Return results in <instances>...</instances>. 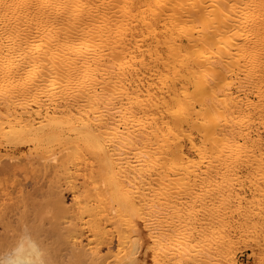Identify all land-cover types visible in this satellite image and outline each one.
<instances>
[{"label":"bare ground","instance_id":"obj_1","mask_svg":"<svg viewBox=\"0 0 264 264\" xmlns=\"http://www.w3.org/2000/svg\"><path fill=\"white\" fill-rule=\"evenodd\" d=\"M218 12L221 18H219ZM206 14L208 15L206 16ZM211 14L214 17H211ZM209 15L213 21H209ZM205 16L208 18V24L206 23V25L210 26L209 22H214L215 25L220 22V25L227 26V28H221V30L225 29L228 33L230 30L229 34L231 36L228 34L229 38L225 35L226 33L223 35L225 40L226 37L228 38L226 41L220 37L223 39L222 42L224 41L223 44L226 43L228 48L219 46L221 49L224 47L223 53H229V49L231 50L233 47L240 50V48L242 49L247 45L248 49V45L253 43L250 36L251 32H253V36L255 31L260 30L259 25L260 27L262 25L260 18L264 17V0H0V138H4L0 139V146L6 148L3 154L0 153V250L10 247L21 226L29 224L33 227L36 238L49 248L52 264H54V261L59 262L55 264H135L138 261L140 250L144 246L145 237L142 230L146 229L154 232L152 226L154 224H151L152 221L149 219L151 215L148 213L151 207L147 203L149 198L147 193L154 187L150 186L147 174L150 175L154 171L159 176H155V181L158 179L157 181L160 183V174L165 173L160 168L163 166L164 161L174 158L171 160L173 162L183 155L184 147L179 140V132L183 128L182 119L201 132L204 136L203 139L205 138L203 142L209 140L214 144L213 140H216L215 144L218 147L216 148L217 152H215L217 154L212 155L217 156L213 158L217 157L218 159V152H223V148H227L228 144L230 146L232 144V142L227 143L229 139L227 135L230 136V134L223 133L226 128L218 122L222 118L225 122L229 121L224 118L222 109L219 110L216 107L218 106L216 102L220 103V98L227 100L229 97L231 99V96L227 95L228 97L223 98L224 94L223 96L219 95V100L214 97L218 94L215 93L216 95L213 96L214 93L212 92L214 90H210L213 86L209 83H214L216 80L217 83L220 81V77L216 74L220 70L217 69V72H213V68L206 69L204 66L209 61L206 60V62L205 59H208L211 55L209 52L211 50L205 46L208 45L210 48V43L211 46L213 42L215 43L217 39L213 37H215V31L218 29L211 26L213 30L207 32L209 28L207 26V29L204 27L207 31L201 34L205 29L203 27H201L202 29L198 28L197 22L200 19L206 20ZM216 18H219L220 21ZM234 28H237V30H234L236 33L234 31L231 33ZM246 29L250 30L249 34H246L248 32ZM200 30L202 31L200 32ZM238 30L243 31L238 33ZM199 35L200 37L203 35L202 38ZM221 39L217 41L221 42ZM199 45L209 51L204 49L206 54L203 53L204 51L201 52L203 49ZM217 45L215 43V48H218ZM238 46L240 47L238 48ZM244 52L238 53H240L239 55L242 54L241 57H243L247 54H244ZM214 53L216 52L214 51ZM225 54L223 57H228ZM236 54L235 56H237ZM239 59L241 60V58ZM239 59L235 58L234 62L236 63V60L239 62ZM230 60H227V63L233 61ZM258 62H261V60ZM199 63L202 65L199 72L192 71L193 68L200 66ZM196 64L197 66L192 67ZM224 64L227 65L225 62ZM230 64L225 68L233 66L232 64L230 66ZM215 65L213 66L216 67ZM183 66L184 68L190 66L189 70L185 69L189 72L187 74L190 75L192 71L194 77L195 74L196 78L198 77L197 80H193L194 83L192 82L194 84V90H192L194 94L190 90L191 95L189 92H187L189 95H185L186 92L183 90L182 92L178 91L179 82L184 75L177 71ZM209 67L211 66L208 65L207 68ZM201 68L206 70L204 73H210L213 76L210 77L211 82L206 81L203 71L200 72ZM236 68L239 70L238 66ZM165 70L173 72V75L166 77L167 73H165L164 77L163 73L164 78L162 80L169 78V81L164 80L163 83H160L161 78L158 75L160 84L154 88L155 93H152L153 84L151 82L149 84L148 82L145 83V80V82L141 81L143 75L148 72L149 74H156L157 71L161 73ZM244 71L246 72V70ZM207 75L209 76V74ZM149 76H152V74ZM190 76L192 77V75ZM186 77L189 78V76ZM256 77L255 79H257ZM221 78H223L222 84L223 82L224 84L227 83L224 87L228 88L235 81L229 79L231 84H228L230 81L224 80L225 77ZM202 80L204 83H202ZM221 82L218 85L215 83V85L221 87ZM203 84L207 86L205 87ZM180 85L183 86L181 88H185L183 83ZM196 88L198 90L201 88V95L199 91L196 92ZM243 88L245 86L241 90ZM234 95H232V98ZM196 96L200 98L198 99ZM237 100L235 99V101ZM171 103H175L177 108L175 105V108H172ZM234 103L236 104V102ZM196 104L197 106L198 104L201 105L200 108L203 109L206 107V111L204 109L205 112H200L201 109L198 110L197 108L193 112L191 108H194ZM225 104L224 106H226ZM232 104L229 105L232 106ZM210 105H214L217 112L213 107L212 110L215 112L212 111L211 114L207 110ZM188 107L191 108L187 111V115H183ZM233 107H228V109H233ZM193 113L197 114L196 119L198 116L200 122L197 123L195 122L196 119H192ZM241 136L243 135H238V138H241ZM233 139L230 137L228 142ZM239 139H236V143ZM236 143H233L234 146L241 147L239 143L237 145ZM201 144L205 143L201 142ZM207 144H209V148L211 144ZM191 145H193L190 148L191 150H197V152L200 150V146ZM25 146H29L27 152H30V154L32 152L33 156L26 152L28 154L26 156L30 155L31 157L27 158L25 156L28 161L23 157L27 162L16 161L17 152L19 153ZM212 147L210 146V149ZM226 148V151L229 150ZM237 149L236 151H239ZM232 150L234 151V147ZM222 154L225 155L224 153L220 155ZM3 155L6 156L5 159H2ZM186 155L189 154L186 153ZM226 155H229V153ZM189 158L185 160L186 164L190 162L192 165L189 163V168L193 170L191 172H195L192 166L194 167L198 163L195 162V165L193 159L190 160ZM187 160L190 161L187 162ZM168 163L169 161H167V165H175L179 169V172L174 173H180L181 170L184 173L190 172V170H186L187 165L185 163V167H183L184 165L179 166L180 162H177V160L176 164L174 162ZM201 163L199 162V165ZM167 165L165 166L167 167ZM172 169L170 168L171 172ZM206 169L201 170V172L204 173ZM160 170H162L161 173ZM166 170H169V166ZM166 170L164 168V171ZM206 172L208 173V171ZM196 173L198 172L196 171ZM175 175L173 176L175 177ZM192 175L196 176L195 173ZM186 176L187 174H185V178H187ZM165 177L166 180L169 179V182L173 181L172 177L170 181L167 173L162 177V180ZM178 177L180 180L184 178H181L180 175ZM175 179H177V176ZM175 179L171 183H175ZM162 180L160 184L157 183L158 188L163 189L160 190V195L162 193L166 194L165 188H170V185L163 186L164 180L163 182ZM169 182H165V184ZM180 182L178 181V184ZM182 182H184V179ZM215 184L217 185V183ZM184 185L183 187L186 188L187 193L190 194L191 191L194 194L193 187L187 188L190 184L186 186V183H184ZM178 186V190H184ZM148 189L149 191H147ZM217 189H220L219 186ZM167 190L168 193L170 190ZM173 190V194L178 191ZM65 193H69L71 196L69 203L65 199ZM177 197L179 196L175 195V200H177ZM196 197L199 196L196 194ZM179 199L181 198L179 197ZM149 200L153 203L152 199ZM227 200L225 201L227 202ZM185 201L184 199L183 202ZM154 207L152 206V208ZM166 207L168 206L166 205L164 208ZM175 210H177L176 207ZM187 210H185L186 214ZM155 213L157 214L159 211ZM139 217L143 220V229L138 226ZM189 217L191 216L189 215ZM219 220L220 226L224 229L228 222L222 218ZM187 221H189V218H187ZM166 222L163 223L167 226L168 222ZM177 225L174 224L173 226ZM179 225L181 226L177 227L182 228V224ZM183 226H185L184 223ZM177 227L174 229H177ZM199 229L202 231L201 228ZM171 230L173 232V229ZM216 230L213 227V231ZM163 232H166L165 229ZM189 235L184 237L181 235L182 239L177 244L180 246L179 254H182V257L185 256L191 259L190 256L193 254L194 248L191 250L190 246L193 247L192 244L195 242L194 245L199 248L198 242L200 241L198 235L191 234L192 237ZM148 236L150 237V235ZM159 236L157 235V237ZM162 236L166 235L162 233ZM114 237L117 240L116 244L114 243L117 246L115 248L116 252L114 251V254L111 252L113 260L111 261L109 258L107 261ZM168 238H161L162 240L152 243L151 251L160 256L169 254L167 250L170 249L166 250V248H170L168 245L172 241H168ZM83 239L86 241L83 242ZM170 239L172 240V238ZM205 240L202 243L206 242V246L200 244L203 249L202 247L199 250L197 248V252H194L198 253V256H200L198 260L202 263H206L210 256L219 253L220 249L223 250L222 247L228 245L231 239L228 238L227 234L220 233L215 241ZM172 244L169 246L173 247ZM230 244L228 248L231 246ZM175 246L177 250V245ZM103 248L107 249L108 252L104 251L105 254H101ZM173 248L175 249V247ZM225 249H227V246ZM216 258L212 257V262ZM151 259L152 262L154 259H159V257ZM154 262L156 264L157 261ZM214 263L220 264L221 262ZM230 263L232 264V262Z\"/></svg>","mask_w":264,"mask_h":264},{"label":"rangeland","instance_id":"obj_2","mask_svg":"<svg viewBox=\"0 0 264 264\" xmlns=\"http://www.w3.org/2000/svg\"><path fill=\"white\" fill-rule=\"evenodd\" d=\"M206 4H207V2H206ZM221 13V12H220ZM223 13V12H222ZM221 13V14H222ZM225 13V12H224ZM212 14H214V13H212ZM211 14V17L213 16ZM208 14H206V16H207ZM218 15H219V18H221L220 17V14H219V12H218ZM205 16V17H206ZM217 16V15H216ZM202 17V16H201ZM209 17V21H213V19L211 20V17H210V15L208 16ZM214 17V16H213ZM217 19L216 18V20H219L220 21V19ZM224 18V17H223ZM264 17H262V18H260L261 19V27H260V25H259V28H260V30L258 31L257 30V32L255 31V33H254V35L253 36H255V37H253L252 36V34H253V32H251V34H250V36H251V38H252V42L253 43H250L249 45H248V49H247V45L246 46H244V48H242V49H244V50H242L241 48H240V50L238 49H235V47H233L231 50L229 49V53L228 52H226V54L225 53H223V49H224V47H226L227 48V46H226V43H225V45L223 44L224 43V41L222 42V40L224 39L225 40V36H223L225 33V35L229 38V33H230V30H229V33L228 32H226L225 31V29L224 30H221V28H227V26H225V25H220V22H217L218 23V25H217V23H216V25H215V23L214 22H209L211 25L210 26H208V25H206V23H207V20H208V18L206 17L205 19L206 20H202V19H198L199 21L197 22V25H198V28H201V27H203V29H207L208 27V31L205 29V31H203V33L201 32L202 30H200V32H201V34H204V32H210V30L212 29L211 28V26L213 27V26H215V27H213L214 29H217L215 32V34H214V36L215 37H213L214 39L216 38L217 40L218 39H221V38H223V39H221V42L220 41H215V43L216 44H218L217 45V47L218 48H215L216 46H214L215 45V43L213 42L212 43V46H211V43H210V48L208 47V45L207 46H205V47H207L208 49H210L211 51H209L208 49H205V47H202L201 45H199V46H201V48L203 49H201L202 51L201 52H203L204 51V49L205 50H208L210 53H211V55L209 56V58L211 59H205V61L206 60H209L208 61V63L206 64L205 62V64L207 65H204L205 67H206V69H210V68H213V72L215 71V72H217L218 70L217 69H219L220 71H219V73H216V74H218V77H220V81L218 82L219 84H220V82L222 81V79L223 78H221V77H225L224 78V80H227V81H230V83H228V84H231V80H235L231 85H229V88L228 87H224L225 86V84H227V83H225L224 84V82H223V84H222V82H221V87H218V86H216V85H218V83H217V80H216V82H212V83H209L211 86H213V88H211L210 90H214V92H212V93H214L213 94V96L214 95H216V94H218V96L220 95V96H223V94H224V96H223V98H226V97H228V96H231V99H233V100H231V99H227V100H222L221 98H220V96L218 97V96H214V97H217L218 98V100H219V98H220V103H217L216 102V105H218V106H216L217 108H219V110L220 109H222L221 111L223 112V114H224V118L226 119L227 118V121H229V122H225V120L223 121V118L222 119H219L218 120V122H219V124L221 125V123H222V125L221 126H223V127H225L226 128V130L223 132V133H225V132H227L228 134H230V136L229 135H227L228 136V140H230V137H231V139H239L238 138V135L240 136V134L241 135H243V136H241V138L239 139V141H238V143L241 145V147H238V149H237V147L236 146H234L235 144H233V143H236L237 142V140L235 141L234 139L232 140V141H229L228 142V140H227V143H231L232 142V144H231V146H230V144H228L227 145V148L229 149V150H231L230 152H229V150H225V148H223L224 150H223V152H221V153H224L225 155L223 156V154L222 155H220L221 153L220 152H218L219 154V157H221V156H223L222 158H219L218 157V159H217V157L216 158H213V157H215V156H217V155H215V156H213L212 154H217L216 152V148L218 147H216V144H215V142H216V140H213V142H214V144H215V146H214V144H212V142H209V140H206L205 142H203L204 141V139H203V135L201 134V132L200 131H198V129H196V128H194V127H192L191 125H189V124H187V122H185L184 121V119H182V123H183V128L180 130V132H179V140H180V143L182 144V146L184 147L183 148V155L182 156H184V157H182L181 156V158H179V157H177V158H179L180 160L182 159V161H180L179 159H175L173 162L175 163L176 162V160H177V162L179 161L180 162V164H179V166L180 165H184V163L186 164V159L187 158H189L190 160H192V161H194L193 163H198L197 165H196V163H195V165L196 166H192V168L194 169V171L195 172H191V171H193V170H190L191 168H189L190 167V165H192L189 161L190 160H187V162H189L190 163V165H189V163H187L186 165H187V168H189V169H187L186 168V170H190V172H186V173H184V172H181L182 170H181V168H180V173H178L179 171V169L177 168V166H175V165H167V161H169V163L168 164H171V163H173V162H171V160H173V159H171V160H166V162L164 161V163H165V165H167V167L169 166V170L167 171L166 169H167V167L164 165V163H163V166H161L160 168L161 169H163V172H165L164 174L166 175V173H167V175L170 177V181H171V177H172V180L173 181H171V182H174V179L176 178V176H177V179H179V175H180V177L182 178V177H184L183 179H184V182H182V180L183 179H179V180H177V179H175L176 181H175V183H171V182H169V179L167 178V180H166V177H165V179L163 178V180H164V185L163 186H165L166 185V187L168 186V185H170V188L168 187L167 189H169L170 191L168 192L169 193V195H168V193H167V189L165 188V191H166V194H164V193H162L161 195H160V190H163L162 188H158V184H160L161 183V180H162V177H164L165 175L163 174V173H161L162 172V170H160V177H161V179H160V183H159V181H155V176L156 177H159V176H157L156 174H155V172L153 173L152 172V174H147V178H148V180L150 181V186L151 187H154L155 188V190H156V193H155V190H154V188H151L150 190L151 191H149V189L147 190V191H149V193H147V197H149L148 199H147V203L148 204H150V206L149 207H151V209H152V211H151V209L149 208V214L151 215V217L149 216V219H151L150 221H152L151 222V224H154V225H152L153 227H154V232H150V231H147L146 229H143L142 227V221L143 220H141V217H139L140 218V220L138 219V226H139V228L140 229H143L142 230V232H143V235H144V246L141 248V250H140V253H139V257H138V261L136 262L137 264H155V262L154 261H157L156 262V264H198L199 262H200V260H198L199 258L198 257H200V256H198V253L196 254V253H194L195 251H196V249L198 248V247H196L197 245H194V243L192 244L193 245V247L192 246H190L191 247V250H193V248H194V251H192V253L193 254H191V259L190 258H186L185 256H183L182 257V254L180 255L179 254V252H180V249H179V242L181 241V239H182V236L184 237V236H186V235H188V234H190L189 236H191V234L192 235H198V240L200 241V242H198V245H199V248H201L202 247V249H203V246H201L200 244H203V245H205V243L206 242H204V243H202L205 239L206 240H216L217 239V237H218V235H220V233L222 234V233H224V234H227V236H228V238H230L231 240H230V247L228 248V246H229V244L228 245H226L227 246V249H225L226 248V246H224V248L222 247V249L223 250H221L220 249V251H219V253H217V254H214V256H210V261L208 260L206 263H202V262H200V264H215L214 262H217L218 261V263H219V261L222 263V264H231L230 262H232V264H264V19H263ZM259 19V20H260ZM263 19V20H262ZM206 21V22H205ZM205 22V23H204ZM223 22H224V20H223ZM199 23V24H198ZM202 23V24H201ZM242 23V22H241ZM208 24V23H207ZM221 24H222V22H221ZM239 24H240V22H239ZM206 25V26H205ZM208 26V27H207ZM205 27V28H204ZM217 27V28H216ZM220 28V29H219ZM202 29V28H201ZM228 29H230V28H228ZM228 29H227V31H228ZM244 29H245V27H244ZM262 29V30H261ZM213 30V29H212ZM211 30V31H212ZM234 30H237V28L235 29H232L231 30V33L234 31ZM218 31V32H217ZM221 31V32H220ZM240 31L242 32L243 30H238L237 32L238 33H240ZM246 31H248V32H246V34L248 33L249 34V32H250V30L249 29H246ZM224 32V33H223ZM235 32V31H234ZM212 33V32H211ZM214 33V32H213ZM236 33V32H235ZM257 33V34H256ZM206 34V33H205ZM229 34V35H228ZM218 35V36H217ZM203 36V35H202ZM202 36L200 37V35H199V37L200 38H202ZM231 36V35H230ZM233 36V35H232ZM218 37V38H217ZM221 37V38H220ZM226 37V40L228 39ZM256 39V40H255ZM225 40V41H226ZM263 40V41H262ZM200 41H201V39H200ZM256 41V42H255ZM222 43V44H221ZM220 44V45H219ZM254 44V45H253ZM205 45V44H204ZM203 45V46H204ZM214 46V47H213ZM219 46H224V47H222V49L219 47ZM213 47V48H212ZM240 46H238V48H239ZM243 47V46H242ZM225 48V51L228 49H226ZM251 48V49H250ZM219 51V50H221V51H217V50ZM260 49H262V50H260ZM246 50V52H244ZM198 51H200V50H198ZM214 51L216 52V53H214ZM262 51V52H261ZM200 52V53H201ZM206 51H204L203 53H205ZM221 52V53H220ZM238 52H244V54H246V56H243V57H241L242 56V54L241 55H239L240 53H238ZM249 52V53H248ZM202 53V54H203ZM219 53V54H218ZM222 53H223V55H222ZM227 53H228V55H227ZM237 53V54H236ZM201 54V55H202ZM206 54V53H205ZM208 54V53H207ZM215 54V55H214ZM224 54L226 55V56H228L229 57V59H228V57H223L224 56ZM234 56H233V55ZM235 54L237 55V56H235ZM243 54V55H244ZM261 54H263V55H261ZM219 55V56H218ZM222 55V56H221ZM233 56V58H231L232 56ZM239 55V56H238ZM208 56V55H207ZM214 56V57H213ZM218 56V57H217ZM220 57V58H219ZM251 57V58H250ZM261 57V58H260ZM203 58V57H202ZM212 58H213V60H212ZM223 58V59H222ZM235 58H237V59H239V58H241V60L239 59V62L236 60V63L234 62V60H235ZM243 58V59H242ZM200 59H201V57H200ZM233 60L232 62H229V63H227L229 60ZM254 59V60H253ZM221 60H223L222 62H221ZM228 60V61H227ZM230 60V61H231ZM249 62H248V61ZM261 60V62H258V61H260ZM217 61H219V62H217ZM253 61V62H252ZM207 62V61H206ZM211 62H213L212 64L214 65V64H216L215 66L216 67H214L212 64H211ZM224 62L227 64L226 66H228L230 63L233 65L232 67H230V68H232V69H230V68H225L226 66H225V64H224ZM234 62V63H233ZM238 62V63H237ZM242 63H244V64H242ZM262 63V64H261ZM200 64V63H199ZM201 64H202V62H201ZM200 64V66L198 65V68L196 67L195 69L193 68V70L192 71H194V70H196V71H198L199 72V68L202 66ZM222 65V67H221V65ZM231 64H230V66H231ZM243 66H242V65ZM208 65H210L211 67H209V68H207L208 67ZM235 65H236V67L238 66V68H239V70L235 67ZM246 67H245V66ZM255 65H257V66H255ZM259 65V66H258ZM195 66H197V64L196 65H193L192 67H195ZM240 66V67H239ZM190 67V66H189ZM189 67H186L185 66V68H184V66L183 67H180V70H178L177 72H179V73H181L182 75H184V77H182L181 76V74H180V76L182 77V79L180 80V82H179V85L180 84H182L183 83V85H184V87L185 88H181V87H183L182 85H178V91H181L182 92V90L184 91V92H186V93H184L185 95L187 94V95H189V93H190V95H191V92H192V90H194L193 88H194V84H192V82L194 83V81L193 80H197L198 79V77L196 78V74H195V77H194V73L192 72H190V75H192V77L189 75V74H187V73H189V72H187V71H185V69H187V70H189ZM248 67H250L249 69H248ZM191 68V67H190ZM203 68V67H202ZM201 68V69H202ZM223 68H224V70H223ZM254 68V69H253ZM257 68V69H256ZM259 68V69H258ZM228 70V72H227V70ZM243 70V71H241V70ZM260 69H262V70H260ZM184 70V71H183ZM223 70V71H222ZM244 70H246V72L244 71ZM260 70V71H259ZM183 73H182V72ZM203 71V74H204V77L206 78V81H208L209 80V82H211V78L210 77H213L210 73H207V74H209V76L206 74V72L204 73V71H206V70H201L200 72H202ZM209 71V70H208ZM233 71V72H232ZM176 72V73H177ZM211 72H212V70H211ZM212 72V73H213ZM222 72V73H221ZM226 72V73H225ZM249 72V73H248ZM159 72L157 71L156 72V74L155 73H151L152 74V76H149V75H151V74H149V72L148 73H146V74H144L143 75V78L141 79V81H143V82H145V83H147L148 82V84H149V82H151V84H153L152 85V88L153 89H151V92L152 93H155V87L157 86V85H159L160 83H163V81L164 80H166V79H164V80H162L164 77H165V73H167L166 74V77H171V75H173V72H171V71H168L167 72V70H165V72H163V71H161V73H159ZM164 73V77H163V74ZM171 73V74H170ZM178 73V74H179ZM196 73V72H195ZM224 73V74H223ZM228 73V74H227ZM241 73V74H240ZM256 73V74H255ZM197 74H199V73H197ZM215 74V75H216ZM246 74H248V75H246ZM145 75H146V77H145ZM158 75H159V77L161 78V82L159 83V81H160V79H159V77H158ZM161 75H162V77H161ZM167 75H169V76H167ZM200 75V74H199ZM198 75V76H199ZM202 75V74H201ZM220 75H222V76H220ZM237 75V76H236ZM246 75V76H245ZM186 76H189V78H187ZM257 76V77H256ZM260 76V77H259ZM150 77V78H149ZM152 77V78H151ZM158 77V78H157ZM173 77V76H172ZM194 77V78H193ZM216 77V76H215ZM241 79H240V78ZM246 77V78H245ZM255 77L257 78V79H255ZM148 78V79H147ZM239 78V79H238ZM243 78H244V80H243ZM250 78H251V80H250ZM252 78H253V80H252ZM261 78V79H260ZM147 79V80H146ZM159 79V80H158ZM183 79H184V81H183ZM216 79V78H215ZM229 79H231V80H229ZM145 80V81H144ZM223 80V81H224ZM239 80V81H238ZM256 80V81H255ZM258 80V81H257ZM166 81H169V78L166 80ZM205 81V80H204ZM237 81H238V83H237ZM244 81V82H243ZM250 81V82H249ZM197 82V81H196ZM198 82H200V81H198ZM226 82V81H225ZM248 82V83H247ZM201 83V82H200ZM202 83H204L203 82V80H202ZM215 83H216V85H215ZM206 84V83H205ZM205 84H203L204 86H205ZM249 84V85H248ZM196 85H198V84H196ZM195 85V86H196ZM202 85V84H201ZM223 85V86H222ZM200 86V85H199ZM207 86V85H206ZM205 86V87H206ZM227 86V85H226ZM244 87L245 86V88H243L242 90H241V88L242 87ZM256 86V87H255ZM158 87V86H157ZM197 87V86H196ZM247 87V88H246ZM228 88V89H227ZM259 88V89H258ZM261 88V89H260ZM197 89V88H196ZM201 89V88H200ZM198 90L197 89V93H198V91L200 92L201 90ZM221 89V90H220ZM238 89V90H237ZM245 89H246V91H245ZM258 89V90H257ZM186 90V91H185ZM191 92H190V91ZM202 90H204V89H202ZM216 90V91H215ZM217 90H219L220 92H218ZM229 92H228V91ZM242 92H241V91ZM252 90V91H251ZM263 90V91H262ZM243 91H245V92H243ZM187 92H189V93H187ZM206 92V91H205ZM218 92V93H217ZM225 92V93H224ZM228 92V93H227ZM201 93L202 92H200V95H201ZM216 93V94H215ZM229 93H231V94H229ZM237 93V94H236ZM192 94H194L193 92H192ZM235 94V95H234ZM205 95H206V93H205ZM226 95V96H225ZM228 95V96H227ZM232 95H234L233 96V98H232ZM183 96V95H182ZM239 96V97H238ZM184 97V96H183ZM196 97H198V99L200 98L199 96H196ZM186 98V97H185ZM247 98V99H246ZM184 99V98H183ZM235 99L237 100V101H235ZM241 99V100H240ZM246 99V100H245ZM224 101H229V102H225L224 104L226 105V106H224V104H223V102ZM243 101V102H242ZM259 101V102H258ZM232 102H233V104H234V107H233V104H232ZM234 102H236V104H238V105H236ZM263 102V103H262ZM231 103L232 104V106L231 105H229V104ZM242 103V104H241ZM245 103V104H244ZM254 103V104H253ZM213 104H215V103H213ZM259 104V105H258ZM171 107L172 108H177V105L175 104V103H171ZM174 105H175V107H174ZM227 105H228V107H233V109H231V108H229V109H231V110H229L228 109V107H227ZM237 106V108H235L236 106ZM239 105H240V107H239ZM220 106H222L221 108H220ZM259 106V107H258ZM201 107V105H199L198 104V106H197V104H196V106L194 107V108H191V107H188L187 108V110H185L184 112H183V115H187V111L188 110H190V108H191V110H193V112H195V110H197V108H198V110L199 109H201L200 110V112H205L206 111V107L204 108L205 109V111H204V109L203 108H200ZM211 107V108H210ZM215 108V111H216V107L214 106V105H210V106H208V108H207V110H209V112L212 114L213 112H215V111H213L212 110V108ZM244 107V108H243ZM213 108V109H214ZM241 108V109H240ZM240 109V110H239ZM218 110V111H219ZM238 110V111H237ZM255 110V111H254ZM257 110V111H256ZM213 111V112H212ZM217 112V111H216ZM232 112V113H231ZM245 112V113H244ZM247 112H249V113H247ZM251 112V113H250ZM207 113V112H206ZM226 113H228V115H226ZM194 114L195 113H193V117H192V119L194 120V119H196V115L197 114H195V116H194ZM200 114V113H199ZM223 114H222V116H223ZM258 114V115H257ZM229 115H230V117H229ZM195 117V118H194ZM230 118V119H229ZM232 118V119H231ZM192 119H191V121H192ZM197 119H198V116H197ZM196 119V121L195 122H200L199 121V119L197 120ZM236 121V122H234V121ZM240 122V123H239ZM223 123H224V125H223ZM248 123V124H247ZM228 124V125H227ZM239 124H240V126H239ZM245 125V126H244ZM255 127V128H254ZM234 128V129H233ZM228 129V130H227ZM229 129H231V131H229ZM183 130H185V131H183ZM235 130V131H234ZM250 130V131H249ZM183 133H182V132ZM187 131V132H186ZM234 131V132H233ZM186 132V133H185ZM230 132V133H229ZM236 132V133H235ZM226 133V134H227ZM189 135V136H187V135ZM192 134V135H191ZM180 135H182V136H180ZM236 135V136H235ZM1 137V136H0ZM233 137V138H232ZM247 137V138H246ZM187 138V139H186ZM1 139V138H0ZM2 139H4L3 137H2ZM1 139V140H2ZM182 139V140H181ZM192 140V141H191ZM202 140V141H201ZM244 140V141H243ZM235 141V142H234ZM201 142L202 143H205V144H201ZM258 142V143H257ZM207 143H210L211 145V149H210V146H209V148H208V145L209 144H207ZM238 143H236V145L238 144ZM242 143V144H241ZM261 143V144H260ZM191 144H194V145H196V146H200V150L197 152V150L196 151H194V150H191L190 148H191V146H193V145H191ZM199 144V145H198ZM260 144V145H259ZM218 145V144H217ZM233 145V146H232ZM204 146H207V147H204ZM229 146V147H228ZM203 147H204V149H203ZM231 147V148H230ZM234 147V151L232 150V148ZM235 147H236V149L237 150H239V151H236V149H235ZM256 147V148H255ZM3 150H2V149ZM202 148V149H201ZM207 148V149H206ZM226 148V149H227ZM240 148V149H239ZM5 147H1L0 146V153L1 154H3L4 152H5ZM27 149V150H26ZM208 149H210V150H212V151H210V150H208ZM204 150V151H203ZM241 150V151H240ZM247 150V151H246ZM27 151H29V146H25V147H23L20 151H19V153L17 152V154H16V156H17V159H16V161H19L20 162V160H21V162H27L28 161V159L27 158H31L30 157V155L31 156H33L32 155V152H31V154H30V152H27ZM206 151V152H205ZM208 151H210V152H208ZM216 151V152H215ZM233 151V152H232ZM253 151V152H252ZM22 154H21V153ZM28 154H30L28 157L26 156V154L27 153ZM200 152V153H199ZM203 152H204V154H203ZM212 152V153H211ZM229 153V155H231V156H229V155H226L227 153ZM236 152H238V153H236ZM239 152H240V154H242V155H240L239 154ZM243 152V153H242ZM186 153L187 154H189V155H186ZM196 153H198V154H196ZM209 153H211V154H209ZM232 153H233V155H232ZM239 156L238 158H237V155ZM27 154V155H28ZM201 154H203V155H201ZM250 156H249V155ZM253 154V155H252ZM244 155V156H243ZM4 157H2V159H5V155H3ZM27 158H26V157ZM203 156V157H202ZM210 156H212V157H210ZM23 157H25L26 158V160H25V158H23ZM185 157H187L186 159H185ZM201 157V158H200ZM204 157H206V158H204ZM229 157V158H228ZM236 157V158H235ZM247 157V158H246ZM200 158V159H199ZM204 160H203V159ZM211 158H213L214 160H215V162H214V160L213 159H211ZM232 158V159H231ZM202 159V160H201ZM220 159V160H219ZM221 159H222V161H221ZM223 159H227L228 161H223ZM236 159H238V161H236ZM242 159V160H241ZM246 159V160H245ZM23 160V161H22ZM184 160V161H183ZM199 160V161H198ZM208 160V161H207ZM248 160V161H247ZM198 161V162H197ZM222 162V164H220V162ZM234 161V162H233ZM242 161V162H241ZM171 162V163H170ZM199 162L201 163V165H199ZM219 162V163H218ZM183 163V164H182ZM217 163V164H216ZM225 163H228V164H225ZM176 164V163H175ZM246 164V165H245ZM194 165V164H193ZM217 165V166H216ZM165 166V167H164ZM176 167L175 168V170H174V167ZM181 166V167H182ZM208 166H209V169L211 168V170H209L208 169ZM212 166V167H211ZM215 166V167H214ZM220 166V167H219ZM123 167V166H122ZM121 167V169L122 170H124L123 168ZM163 167V168H162ZM183 167H185V165L183 166ZM206 167H207V169H206ZM224 167H225V169H224ZM230 168V170H229V168ZM236 167V168H235ZM159 168V167H158ZM159 168V169H160ZM164 168H165V170L167 171H164ZM170 168L173 170L172 172H171V170H170ZM219 168V169H218ZM120 169V170H121ZM156 169V168H155ZM158 169V170H159ZM196 169V170H195ZM200 169V170H199ZM204 169H206L205 170V174L204 173H202L201 172V170H204ZM171 173H170V172ZM176 171H178L177 173L179 174H177V173H174V172H176ZM196 171L198 172V173H196ZM206 171H208V173L206 172ZM122 172V171H121ZM120 172V173H121ZM220 172H222V173H220ZM123 173V172H122ZM172 173H174V174H176L175 175V177L173 176L174 174H172ZM190 173H192V174H196V176L194 175H192V174H190ZM201 173V174H200ZM207 173V174H206ZM216 173H217V175H216ZM164 176H163V175ZM170 174V175H169ZM172 174V175H171ZM185 174H187V178H189V176H190V180L189 179H187V178H185ZM200 174V175H199ZM150 178H153L154 179V181L152 182V180L153 179H150ZM200 176H202V177H200ZM223 176V177H222ZM173 177H174V179H173ZM193 177V178H192ZM194 177H195V180H194ZM204 177V178H203ZM197 178V179H196ZM226 180H225V179ZM231 178V179H230ZM209 179V180H208ZM214 179V180H213ZM222 179V180H221ZM163 180H162V182H163ZM220 180H221V183H220ZM178 181L181 183H179L178 184ZM187 181V182H186ZM197 183H196V182ZM207 181V182H206ZM165 182L167 183V182H169L168 184H165ZM190 182V183H189ZM193 182V183H192ZM204 182V183H203ZM155 183V184H154ZM158 183V184H157ZM184 183H186V186H187V184H190V186H187V188H189V187H193L192 189V191H195L194 192V194H193V192H191L190 191V189H189V191H190V194L189 193H187L186 191L187 190H185L186 188H184L183 186H185L184 185ZM215 183H217V185L215 184ZM219 183V184H218ZM152 184H153V186H152ZM163 184V183H162ZM175 184V185H174ZM179 186H178V185ZM220 184H221V186H220ZM228 184V185H227ZM172 185H174L173 187H171ZM180 185H182V186H180ZM201 185V186H200ZM223 185V186H222ZM157 186V187H156ZM176 186V187H175ZM177 186L178 187H180V189H184V190H178L179 188H177ZM211 186H212V188H211ZM215 186H217V187H215ZM218 186H219V188L220 189H217L218 188ZM183 187V188H182ZM209 187V188H208ZM214 187V188H213ZM240 187H242V188H240ZM171 188H172V190L175 188L176 189V191L181 195H183V199H182V195L180 196V195H177L178 193L177 192H175L174 194L172 193V190H171ZM175 189L173 190V191H175ZM207 189V190H206ZM212 189H214V190H212ZM226 189V190H225ZM152 190H154V191H152ZM219 190V191H218ZM182 191V192H181ZM218 191V192H217ZM187 193V195H185L186 193ZM198 192V193H197ZM237 192V193H236ZM153 193V194H152ZM197 194V196H199V197H196V194ZM202 193V194H201ZM219 193H221V194H219ZM227 193V194H226ZM67 194V195H66ZM150 194V195H149ZM173 194V195H172ZM192 194V195H191ZM208 194H209V196H208ZM239 195V196H237V195ZM152 195H154V196H152ZM156 195V196H155ZM160 195V196H159ZM166 195V196H165ZM172 195V196H171ZM175 195L176 196H179L181 199H179V197H177L176 199L177 200H175ZM185 195V196H184ZM190 195L192 196L191 198H190ZM195 195V196H194ZM217 195V196H216ZM223 195V196H222ZM165 196V197H164ZM169 196V197H168ZM212 196V197H211ZM230 196V197H229ZM237 196V197H236ZM242 196V197H241ZM150 197H152V198H150ZM154 197H155V199H154ZM169 199H168V198ZM186 197V198H185ZM195 197V198H194ZM204 197V198H203ZM221 197H223L221 200H220V198ZM162 198H163V200H162ZM165 198V199H164ZM173 198V199H172ZM190 198V199H189ZM198 198V199H197ZM226 198V199H225ZM229 198V199H228ZM262 198V199H261ZM65 199H66V201H67V203H69L70 202V200H71V196H70V194L69 193H65ZM149 199H154L153 200V203H152V201L151 200H149ZM172 199V200H171ZM184 199L186 200L185 202H183L184 201ZM216 199V200H215ZM228 199V200H227ZM165 200V201H164ZM175 200V201H174ZM179 200V201H178ZM181 200V201H180ZM183 200V201H182ZM187 200H189V201H187ZM194 200V201H193ZM225 200H227V202L225 201ZM239 200V201H238ZM248 200V201H247ZM151 201V202H150ZM162 201H164V202H162ZM190 201H193L194 202V204H193V202H190ZM212 203H211V202ZM224 201H225V203H224ZM245 201V202H244ZM166 202V204H164ZM201 202V203H200ZM210 202V203H209ZM223 203L222 205L220 204V203ZM157 203V204H156ZM168 203V204H167ZM172 204V206H171V204ZM218 205H217V204ZM155 204V205H154ZM170 204V205H169ZM186 204V205H185ZM208 204V205H207ZM226 204V206H224ZM229 204V205H228ZM168 206V207H166V208H164L165 206ZM197 205V206H196ZM207 205V206H206ZM212 205V206H211ZM152 206L154 207V208H152ZM174 206V207H173ZM186 206V207H185ZM187 206H189V207H187ZM202 206V207H201ZM209 206V207H208ZM157 207V208H156ZM161 207V208H160ZM175 207H176V209L177 210H175ZM183 207V208H182ZM207 207H208V209H207ZM213 207V208H212ZM217 207V208H216ZM159 208V209H158ZM173 208H174V210H173ZM194 208V209H193ZM199 209V211H198V209ZM161 209V210H160ZM165 209V210H164ZM172 209V210H171ZM187 209H189V210H187ZM196 209V210H195ZM205 209V210H204ZM167 210V211H166ZM185 210H187V214L185 213L186 211ZM216 210V211H215ZM227 210V211H226ZM229 210V211H228ZM154 211V213H152L151 214V212H153ZM159 211V213H155V212H158ZM164 211V212H163ZM172 211V212H171ZM182 211H184V212H182ZM206 211V212H205ZM226 211V212H225ZM161 212V213H160ZM176 212V213H175ZM190 212V213H189ZM192 212V213H191ZM194 212V213H193ZM198 212V213H197ZM205 212V213H204ZM214 212V213H213ZM223 212V213H222ZM164 213V214H163ZM166 213V214H165ZM170 215H169V214ZM173 213H175V214H177V215H175V214H173ZM179 213V214H178ZM249 213V214H248ZM154 214V215H153ZM156 214V215H155ZM168 215V216H167ZM184 217V215H185V217L183 218L182 216ZM189 215L191 216V217H189ZM213 215V216H212ZM226 215H228V216H226ZM244 215H246L245 217H244ZM156 216H157V218H156ZM167 216V217H166ZM172 216V217H171ZM195 216V217H194ZM199 216V217H198ZM222 216V217H221ZM243 216V217H242ZM260 216V217H259ZM147 218H148V216H146ZM159 217H161L160 219H159ZM194 217V218H193ZM217 217V218H216ZM165 218V219H164ZM183 219V220H181V219ZM187 218H189V221H187ZM198 218V219H197ZM220 218H222L223 220H226V222H228V224H226L224 227V229L220 226V224H219V222H220ZM229 218V219H228ZM157 219V220H156ZM162 219V220H161ZM175 219V220H174ZM179 221H178V220ZM186 219V220H185ZM219 221H218V220ZM245 219V220H244ZM165 220V221H164ZM168 220V221H167ZM177 220V221H176ZM193 222H192V221ZM228 220V221H227ZM149 221V220H148ZM149 221V222H150ZM157 221H158V223H157ZM168 223H167V222ZM172 223H171V222ZM174 221V222H173ZM184 221V222H183ZM187 221V222H186ZM196 221H197V223H196ZM201 221V222H200ZM205 221V222H204ZM213 221V222H212ZM160 222H161V224H160ZM163 222H166L167 223V226H166V224L165 223H163ZM179 222V224H182V228L180 227H177V226H181V225H177V223ZM180 222H182V223H180ZM189 222H191V223H189ZM209 222V223H208ZM211 222V223H210ZM218 222V223H217ZM244 222V223H243ZM171 223V224H170ZM175 225H177V226H173L174 224ZM183 223L185 224V226H183ZM195 223V224H194ZM201 223V224H200ZM160 224V225H159ZM197 224H199V225H197ZM208 224V225H207ZM219 224V225H218ZM231 224V225H230ZM172 225V226H171ZM186 225H190V226H187L186 227ZM205 225V226H204ZM210 225V227H208ZM216 227H215V226ZM246 225V226H245ZM163 228H162V227ZM218 226V227H217ZM229 226V227H228ZM158 227V228H157ZM172 227V228H171ZM177 227V229H174V228H176ZM183 227H186V228H183ZM191 227V228H190ZM192 227H194V228H192ZM213 227H214V230H216V228H217V232L216 231H213ZM220 227V228H219ZM161 228V229H160ZM170 228V229H169ZM179 228V229H178ZM197 228V229H196ZM199 228H201L202 229V231L199 229ZM226 228H228V229H226ZM233 228V229H232ZM165 229V231L166 232H163V230ZM171 229H173V232H175L176 233V235H175V233H173L172 232V230ZM182 229V231H180ZM191 229H193L192 231H191ZM222 230L221 232H220V230ZM145 230V231H144ZM176 230H179V231H176ZM196 230V231H195ZM198 230V231H197ZM158 231H160V232H158ZM157 232V233H156ZM193 232V233H192ZM162 233H163V235H166V236H162ZM170 233V234H169ZM200 233H201V236H200ZM214 233V234H213ZM154 234H156L155 235V237H154ZM178 234V235H177ZM211 234V235H210ZM216 234V236H214ZM148 235H150V237L148 236ZM157 235L159 236V237H157ZM168 235V236H167ZM170 235V236H169ZM172 235V236H171ZM174 235V236H173ZM182 235V236H181ZM202 235H203V237H202ZM176 236V237H175ZM167 239L168 237V241H172L171 243H173L172 244V246L173 247H175V249L173 248V247H171V246H169V245H171V243H169V245H168V247H170V248H166V250L167 249H170V250H167V253H169V254H166L165 256H160L159 254H156V253H154L153 251H151V249H150V247H151V245H152V243H155V242H157V241H160V240H162L161 238H163V239H165V238ZM192 237V236H191ZM199 237H201V238H199ZM206 237V238H205ZM215 237V238H214ZM151 238H153V239H155V240H153V239H151ZM170 238H172V240L170 239ZM175 238H177L176 240H175ZM209 238V239H208ZM157 239V240H156ZM174 239V240H173ZM201 239V240H200ZM203 239V240H202ZM205 240V241H206ZM259 240V241H258ZM86 240H84L83 239V242H85ZM175 241V242H174ZM178 241V242H177ZM195 241H197V240H195ZM213 241V242H214ZM116 242H117V240H116V238L114 237V241H113V243H112V245L110 246V248H111V250L109 251L110 253H108V255H110L109 257H108V259H107V261L109 260V258L111 259V261L113 260V257H112V255L116 252L115 250V248L117 247V246H115V244H116ZM115 243V244H114ZM178 243V244H177ZM175 245H177V250H178V252H177V250H176V246ZM238 245V246H237ZM195 246V247H194ZM206 246V245H205ZM149 248V249H148ZM172 248V249H171ZM199 248H198V250H199ZM201 250V249H200ZM227 250V251H226ZM102 252H101V254H105L104 253V251L106 252L107 251V249H105V248H103L102 250H101ZM115 251V252H114ZM170 251V252H169ZM223 251V252H222ZM229 251V252H228ZM108 252V251H107ZM106 252V253H107ZM113 254H112V253ZM151 252H153V253H151ZM197 252V251H196ZM173 255H172V254ZM228 253V254H227ZM177 254H178V256H177ZM223 254V255H222ZM159 257V259H154L152 262H151V258H156L157 256ZM171 255V256H170ZM220 255V256H219ZM224 255H226V256H224ZM229 255H231V256H229ZM235 255V256H234ZM151 256H153V257H151ZM181 256V257H180ZM217 258H216V257ZM151 257V258H150ZM167 257V258H166ZM212 257L213 258H216V259H213V262H212ZM231 257V258H230ZM54 258V257H53ZM165 258V259H164ZM177 258H179L178 260H180V261H178L177 260ZM194 258V260H192ZM227 258V259H226ZM230 258V259H229ZM234 258V259H233ZM186 259V260H185ZM226 259V260H225ZM162 260V261H161ZM230 260V261H229ZM231 260H233V261H231ZM170 261V262H169ZM192 261V262H191ZM228 261V263H226V262ZM57 263H59L58 261H56ZM55 261H54V264L56 263ZM163 262V263H162ZM165 262V263H164ZM196 262V263H195ZM135 263V264H136ZM220 263V264H221ZM61 264V263H60Z\"/></svg>","mask_w":264,"mask_h":264},{"label":"clouds","instance_id":"obj_3","mask_svg":"<svg viewBox=\"0 0 264 264\" xmlns=\"http://www.w3.org/2000/svg\"><path fill=\"white\" fill-rule=\"evenodd\" d=\"M0 264H52L49 248L34 235V229L24 224L10 247L0 250Z\"/></svg>","mask_w":264,"mask_h":264}]
</instances>
